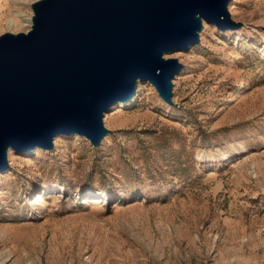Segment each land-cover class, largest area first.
I'll return each instance as SVG.
<instances>
[{
	"label": "rangeland",
	"instance_id": "obj_1",
	"mask_svg": "<svg viewBox=\"0 0 264 264\" xmlns=\"http://www.w3.org/2000/svg\"><path fill=\"white\" fill-rule=\"evenodd\" d=\"M39 1L0 0V37L30 30ZM224 8L160 54L169 100L138 78L95 142L10 148L0 264H264V0Z\"/></svg>",
	"mask_w": 264,
	"mask_h": 264
},
{
	"label": "water",
	"instance_id": "obj_2",
	"mask_svg": "<svg viewBox=\"0 0 264 264\" xmlns=\"http://www.w3.org/2000/svg\"><path fill=\"white\" fill-rule=\"evenodd\" d=\"M227 1L40 0L34 4V29L26 36L4 34L0 39V165L8 143L13 148L39 143L48 148L54 132L72 123L95 142L93 137L101 132L98 111L126 91L128 78L141 74L156 89L170 82L169 73L177 63L157 61L159 48H181L190 38L183 27L191 26L197 15L222 25L227 20Z\"/></svg>",
	"mask_w": 264,
	"mask_h": 264
},
{
	"label": "bare ground",
	"instance_id": "obj_3",
	"mask_svg": "<svg viewBox=\"0 0 264 264\" xmlns=\"http://www.w3.org/2000/svg\"><path fill=\"white\" fill-rule=\"evenodd\" d=\"M227 17V16H226ZM202 17L200 16H197L196 18H194V21L193 23L191 24V26H184L183 29L188 33V35L190 36V38H188V40H186L185 42H183L180 47H187L191 42L194 41V37L193 35L195 36L198 32V30H200L201 28V19ZM25 19H28V20H32V26H31V29L28 30L27 32H24V33H18V34H14L13 36L14 37H17L19 35H24L26 36L31 30L34 29L35 27V23H36V17H33L32 19L30 17H26ZM197 19V20H196ZM8 23L10 25L14 24L15 23V18H10ZM2 37V36H1ZM0 37V39H1ZM197 37V36H196ZM172 46H169V45H165V46H162L159 48L158 50V54L156 56V60L157 61H160V62H164V61H167V59H162V58H159V54L163 51H166V49L170 48ZM176 71V70H174ZM174 71H171L169 73V76L174 74L175 72ZM142 77L141 74H133L131 75L128 80H127V89L126 91L123 93V94H119V95H116L114 97H112L111 99H109V104H112V103H117V105L119 107H127L129 106L132 101H133V98H134V86L135 84L137 83V80L138 78ZM170 81V80H169ZM170 82H165L163 85H159L158 86V89L157 91H159L164 97L166 98H170V88L168 86ZM107 105V106H108ZM116 105V106H117ZM106 106V107H107ZM106 107H101V109L98 111L97 113V120H99L103 114V111L106 109ZM100 129V127L98 126V130ZM100 131V130H99ZM102 131V130H101ZM64 132H69V133H77V134H81V135H84L83 132L80 131V129H78V127L72 123L70 124L69 127H67L66 129H57L56 132H54V137L60 133H64ZM53 137V138H54ZM93 137V136H92ZM94 140H96L97 138L93 137ZM98 140V139H97ZM40 144V143H39ZM39 144H36L34 146H17L15 147L14 149H17V150H23V151H30L31 149H33L34 147L36 146H39ZM40 147V146H39ZM10 148H13V146L11 144H7L6 148H5V151L3 153V163L0 165V170H3L5 169V167L7 166L8 164V160H7V154L10 152ZM49 148V147H48Z\"/></svg>",
	"mask_w": 264,
	"mask_h": 264
}]
</instances>
